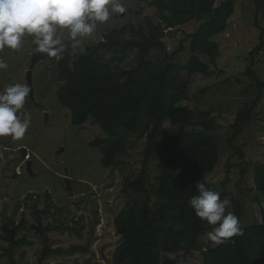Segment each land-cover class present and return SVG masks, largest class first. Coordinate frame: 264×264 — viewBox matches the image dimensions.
<instances>
[{"label": "trees", "instance_id": "trees-1", "mask_svg": "<svg viewBox=\"0 0 264 264\" xmlns=\"http://www.w3.org/2000/svg\"><path fill=\"white\" fill-rule=\"evenodd\" d=\"M251 2L256 9V25H259L264 0ZM150 5L157 8L162 22L148 19L147 30L134 25L113 29L104 42L96 47L89 46L87 52L73 63L69 52L64 53L57 63L61 83L55 95L59 105L70 111L71 123L82 126L92 121L103 131L114 134L113 138L118 137H98L90 142L101 152V163L105 168L116 166L119 155L127 150L119 131L145 137L142 167L126 185L142 195L143 201L140 206L125 208L115 216L114 230L121 240L113 251L111 264H177L181 260L188 264L189 258L197 253L201 256V264H264V205L261 202L264 198V164L256 166L247 161L246 152L237 145L247 125L263 113L259 108L264 101V80L258 77L253 67L256 56L264 49V31L260 35V44L251 51V61L245 72L256 95L237 110L227 139L232 155L240 159L236 165L240 170L238 185L244 183L254 167V191L260 193L257 201L261 204L263 221L244 226L242 220L246 208L243 198L229 197L230 212L241 222L243 234L217 245L207 234L218 225L201 221L189 201L198 194V182H204L219 192L221 200L227 199L225 192L206 178L221 158V140L214 116L218 111L212 102L208 109L200 111L193 110L186 102L191 99L189 80L197 74H211L210 64L202 56L216 64L221 51L214 38L227 30L236 3L235 0H152ZM196 20L203 22L195 33L187 35L191 39V55L189 62L182 67L175 62L178 51H165L163 37H173L179 26ZM128 30L131 37L126 38ZM101 49L115 53L114 60L135 51L139 61L130 69L116 68L100 56ZM154 50L164 52L161 61L153 59ZM43 57L41 53L34 54L31 68L34 69ZM204 105H207L206 99ZM194 126L201 130L190 131L189 128ZM23 152L24 156L28 153ZM154 160H157L159 179L158 201L152 207V190L148 182ZM234 165L228 163V171ZM14 175L18 176L16 170ZM228 182L225 181L224 185ZM35 216L45 243L37 264H48L50 257L66 251L49 244L48 228L40 212ZM25 223L26 220L22 219L14 226L10 244L2 248V256L9 264H30L15 257L18 244L28 242L26 235L14 240L25 228ZM73 250L87 251L88 248L75 246L70 252ZM168 253H173L176 260H170Z\"/></svg>", "mask_w": 264, "mask_h": 264}, {"label": "rangeland", "instance_id": "rangeland-1", "mask_svg": "<svg viewBox=\"0 0 264 264\" xmlns=\"http://www.w3.org/2000/svg\"><path fill=\"white\" fill-rule=\"evenodd\" d=\"M152 0H122L127 11L114 16L105 24H97L96 31L83 42L85 53L89 46H98L104 42L106 35L113 29L122 27L136 28L142 26L147 30V20L162 22L156 7L150 5ZM235 11L228 22L227 30L214 38L221 54L216 64L207 57L203 60L210 64L211 74H197L189 80L191 108L195 111L208 109L213 103L218 112L214 113L218 125L217 134L221 140V158L215 170L206 176L214 181L229 197H242L246 212L243 225L262 223L263 211L257 201L260 194L254 191V167L238 185L240 162L233 156L227 139L231 135V124L235 121L236 112L245 103L255 97V89L250 78L245 74L251 61V51L260 44V35L264 31V12L259 15L256 25V9L251 0H235ZM203 22L196 20L179 26L176 34L163 37L165 51H178L176 64L185 66L190 59L191 39ZM66 45L64 53L69 52L71 63L81 54H73L67 30L60 33ZM131 37L128 30L126 38ZM182 46V50L179 49ZM33 37L26 36L23 47L14 51L5 49L3 57L8 68L0 70V91L11 84H27V74L33 71L34 98H26L24 110L31 113V124L21 140L10 136L0 137V264H9L2 256L3 247L10 244L11 230L22 219L26 220L25 228L14 237V240L27 236L28 242L18 244L15 257L23 262L37 264L44 247V239L35 213L40 212L44 225L48 228L49 244L66 252L53 255L48 264H111L113 251L121 238L115 233L113 221L123 209L140 206L143 196L126 185L140 172L143 162L145 137L139 134L118 135L127 144L126 152L118 157L116 166L105 168L101 163V152L90 145L98 137L118 138L103 131L92 121L82 126L71 123L70 111L61 107L56 98L60 85L57 63L63 57H44L34 69L31 68L35 51ZM42 54V53H41ZM100 56L112 62L117 68L130 69L137 65L139 56L135 51L129 52L120 60H114L115 53L101 49ZM152 57L161 61L164 52L154 50ZM254 70L264 80V49L256 56ZM209 88L208 93L206 89ZM204 92V93H202ZM205 99L207 105H204ZM224 105V110L219 104ZM263 113L246 127L245 133L238 140V147L246 152V160L258 166L264 164V101ZM220 109V110H219ZM258 109V110H259ZM190 131H200V127H190ZM23 150L31 154V171L28 163L22 165ZM229 164H235L228 168ZM157 160L151 165L148 187L152 190L153 205L158 201L157 184L159 170ZM20 167L22 174L15 176ZM67 178L71 180L70 187ZM229 181L224 185L225 181ZM253 190V191H252ZM262 198V197H261ZM230 202V201H229ZM264 203V198L261 199ZM231 211V204L227 208ZM211 232V231H210ZM75 246H85L87 251L70 250ZM174 255L168 253L167 256ZM199 253L189 258L188 264H201Z\"/></svg>", "mask_w": 264, "mask_h": 264}, {"label": "clouds", "instance_id": "clouds-1", "mask_svg": "<svg viewBox=\"0 0 264 264\" xmlns=\"http://www.w3.org/2000/svg\"><path fill=\"white\" fill-rule=\"evenodd\" d=\"M126 11L122 0H0V53L20 50L25 37L31 36L36 52L59 58L66 50L60 33L67 30L72 53L82 55L86 51L83 42L96 31L97 24ZM7 68L6 59L0 55V70ZM30 91L22 83L0 91V137H25L31 124V113L24 110ZM197 192L189 201L195 215L209 225H218L207 234L210 241L219 245L243 234L238 217L227 211L228 200H221L220 193L204 182L197 183ZM168 258L176 260L174 255Z\"/></svg>", "mask_w": 264, "mask_h": 264}, {"label": "water", "instance_id": "water-1", "mask_svg": "<svg viewBox=\"0 0 264 264\" xmlns=\"http://www.w3.org/2000/svg\"><path fill=\"white\" fill-rule=\"evenodd\" d=\"M33 71L30 70L27 74V82H28V86L30 87L31 91L29 93L30 97L33 99L34 98V86H33V80H32V74ZM31 167H32V162L29 161L28 162V170L31 171ZM67 182H68V185L70 187V184H71V180L69 178H67ZM264 205V203H263Z\"/></svg>", "mask_w": 264, "mask_h": 264}, {"label": "built area", "instance_id": "built-area-1", "mask_svg": "<svg viewBox=\"0 0 264 264\" xmlns=\"http://www.w3.org/2000/svg\"><path fill=\"white\" fill-rule=\"evenodd\" d=\"M30 159H31V154H30V153H27V154L25 155V157L23 158L21 164H22V165L26 164V163L28 162V160H30ZM16 173H17L18 175H21V174H22V170H21L20 167H17V168H16Z\"/></svg>", "mask_w": 264, "mask_h": 264}]
</instances>
